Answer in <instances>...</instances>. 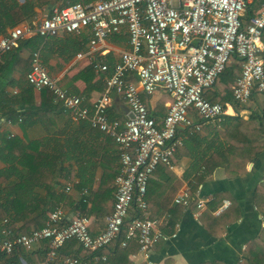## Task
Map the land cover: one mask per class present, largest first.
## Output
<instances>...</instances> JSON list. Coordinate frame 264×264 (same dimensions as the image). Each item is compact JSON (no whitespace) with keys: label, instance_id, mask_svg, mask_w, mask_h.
Here are the masks:
<instances>
[{"label":"built area","instance_id":"1","mask_svg":"<svg viewBox=\"0 0 264 264\" xmlns=\"http://www.w3.org/2000/svg\"><path fill=\"white\" fill-rule=\"evenodd\" d=\"M254 0H95L75 2L55 8L32 24L14 27L0 38V61L5 53L19 47L32 36L44 39L61 34L91 32L88 57L93 70L104 74L105 89L90 109L82 97L65 90L59 79L50 75L39 50L31 54L28 83L37 91L48 90L75 122H87L117 144L120 166L115 177L113 211L105 228L90 231L88 216L76 213L67 217L62 205L51 210L44 227L15 235L5 220L0 230V254L33 251L46 243L43 264H101L107 261L106 249L125 232L120 247L131 241L139 245L147 261L156 243L167 236L166 221L153 219L146 200L149 181L160 164L173 168L172 158L183 146L180 128L198 132L202 121L222 125L225 107L208 97L218 77L236 56L243 60L241 76L231 87L232 104L247 106L254 94H264V0L259 10L244 21ZM126 30L130 49L123 52L112 71L93 57L98 46ZM128 77H134L135 82ZM162 89L172 102L162 121L153 118L139 95ZM121 96L130 115L124 122L111 120L108 110L112 95ZM71 185L65 189L71 191ZM88 203L90 191L82 192ZM175 204L188 206V192L177 195ZM229 203L225 202V207ZM204 207V201L198 208ZM135 215H133V211ZM75 239L86 257L69 254L61 258L60 249Z\"/></svg>","mask_w":264,"mask_h":264},{"label":"crops","instance_id":"2","mask_svg":"<svg viewBox=\"0 0 264 264\" xmlns=\"http://www.w3.org/2000/svg\"><path fill=\"white\" fill-rule=\"evenodd\" d=\"M262 1L251 3L253 15ZM29 2L37 3L33 6L34 17L25 18L15 26H7L4 32L0 28V38L16 26L41 21L55 8L75 2L85 3L84 0H46L39 5L38 0H0V9ZM35 38L42 39L37 50L50 75L59 79L65 90L82 97L83 104L92 109L105 89L104 74L93 70L88 57H77L79 53L89 52L91 32L86 29L80 34H61L48 39L32 36L27 39ZM35 49L33 43L14 49L11 60L6 57L0 61V172L4 173L8 184L26 181V191H30L27 195L31 198V202H22L13 216L6 220L9 224L15 221L16 229H20L24 224L23 213L40 203L47 213L62 205L70 218L80 213L73 206L83 200L82 192L88 189L89 202L84 215L91 220L92 235H98L111 213L104 217L91 215V198L102 186L114 188L115 173L120 166L118 146L89 123L75 122L55 101L52 93L37 91L28 83L29 61ZM129 49L128 33L123 30L102 42L93 58L107 64L112 71L122 53ZM128 80L136 81L134 77H128ZM139 95L150 115L162 121L172 102L171 97L162 89L152 95L141 90ZM208 97L217 102L214 94ZM112 98L109 118L126 121L130 115L126 101L116 94ZM229 98L224 106L227 113L222 125L204 122L192 114L201 130L190 132L180 128L178 135L183 139V146L172 158L173 168L160 164L154 171L146 200L151 217L166 221L163 232L167 237L156 243L147 261L136 247V251L129 255L133 264H235L243 259L246 246L264 229V216L254 203L255 192L264 182V152L247 164L246 172L235 176L224 167L212 172L205 167L204 160L217 144L224 141L226 146L222 137L217 138V130L228 123V117H241L247 121L252 115H261L264 110V94H254L247 106L233 105L232 93ZM198 179V189L192 195L190 189ZM68 185L72 187L69 193L65 191ZM184 191L190 195V204H175V197ZM63 195L74 205L61 200ZM200 201H204L202 208H198ZM232 201L237 205L229 210ZM225 202L229 203L226 207ZM237 211L240 217L233 221ZM171 221L174 230L167 233V225ZM34 229L39 228L32 226L31 231ZM46 251V243L37 245L30 252L19 251L18 260L13 264H43ZM0 264L7 262L0 257Z\"/></svg>","mask_w":264,"mask_h":264},{"label":"trees","instance_id":"3","mask_svg":"<svg viewBox=\"0 0 264 264\" xmlns=\"http://www.w3.org/2000/svg\"><path fill=\"white\" fill-rule=\"evenodd\" d=\"M89 1L93 0H84V2ZM38 2V4L40 5L42 3H45L46 0H38ZM35 4L37 3L29 2L23 6H15L13 8L6 9L4 7L3 9L1 8V32H4L7 26H15L21 23L25 18L31 16L34 17L35 12L33 10V6ZM252 15L253 12L249 7V10L247 12V22L248 17H251ZM32 43L36 45V49L34 50L35 52L37 51V49H39L38 47L42 43V39L35 38L23 40L20 43L19 47L16 49L32 45ZM13 54L14 49L5 53L1 60L4 61L6 57L7 59L11 60L14 56ZM262 58L264 60V54L262 55ZM29 62L30 63L27 72H29L31 67V59ZM242 64V59L236 56L232 57L231 63L226 66L224 72L218 77L212 89L207 92V95L214 94L216 96V101L225 106L227 100L230 99L229 97L231 95V85H233L235 81L241 76ZM227 120L228 123L225 122L223 126L217 130V138L222 137L225 140L226 146H224V141H220V144H217L215 150L210 152L208 157L204 160V163L205 167L211 172L218 167H224L229 174L235 176L237 174L246 172L247 164L255 160L259 156V154L264 152V110L261 115H252L247 121L242 119L241 117H228ZM118 172L115 173V177ZM20 179L22 180L23 177H21ZM24 182H16L13 185L8 184L6 176L4 175V173L0 172V228L6 219L9 220L10 217L13 216L15 211H17L18 206L22 202H25L26 204L31 199L29 195H27L30 191H26V187L28 186V184L26 183V181ZM199 183L200 182L198 179L195 184H192V187L190 189V193L192 195L196 193ZM114 192L115 187L111 188L102 186L99 192L93 195L91 198L92 208L90 210V214H97V216L104 217L105 215L112 213ZM62 197L64 198L61 200H66L67 203H70L72 206L74 205V203L72 201H69L65 195H63ZM254 203L258 211L264 216V182L258 186L255 192ZM236 205L237 204L232 201V207L229 210L236 207ZM73 208L80 210V213L84 214L87 212V203L84 202V200L79 201L73 206ZM135 212L136 211L134 210L132 214L135 215ZM48 215L49 213H47L46 209L40 203L38 206L32 207L31 211H25V213H23L24 224L20 229H16L15 221H13L11 224L8 223L7 226L13 231L15 235L27 233L31 231L32 226H35L36 228L44 227L48 219ZM239 217L240 213L237 211L233 221H237V218ZM167 227L169 228L167 233H172L174 230V223L171 221L167 225ZM124 237L125 232L123 231L118 240L114 241L106 249L107 261L102 264H133L129 259V255L135 250L136 247L138 248L139 245L136 241H131L127 247H120L119 244L124 239ZM73 252L79 254L82 257L87 256V252L83 250L77 240L71 239L67 241L60 249L61 258L64 259L67 255L73 254ZM19 253L20 252L17 251L11 256L0 254V257L1 259H4L7 264H13L16 260H18L17 254ZM56 264L62 263L57 262ZM203 264L220 263L207 262ZM235 264H264V229L246 246L243 252V259Z\"/></svg>","mask_w":264,"mask_h":264},{"label":"rangeland","instance_id":"4","mask_svg":"<svg viewBox=\"0 0 264 264\" xmlns=\"http://www.w3.org/2000/svg\"><path fill=\"white\" fill-rule=\"evenodd\" d=\"M263 104V106H264V103H262Z\"/></svg>","mask_w":264,"mask_h":264}]
</instances>
